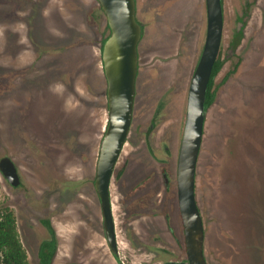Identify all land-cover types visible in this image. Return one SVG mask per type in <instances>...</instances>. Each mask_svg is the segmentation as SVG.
<instances>
[{"label":"rangeland","instance_id":"374dc122","mask_svg":"<svg viewBox=\"0 0 264 264\" xmlns=\"http://www.w3.org/2000/svg\"><path fill=\"white\" fill-rule=\"evenodd\" d=\"M95 1L36 0L42 5L39 41L46 48L66 47L39 58L31 39V0H0V156L11 155L22 177V184L13 186L0 171L1 203L17 215L29 264H40L39 246L49 237L42 223L46 216L58 235L53 264H119L104 233L94 185L108 123L98 41L103 26L94 17ZM166 4L167 14L159 18L156 0H138L146 32L134 126L147 131L150 145L167 162L152 158L148 141L131 135L125 145L111 191L126 264L186 258L177 240L185 236L178 155L207 17L204 0ZM224 9V64L215 77L216 98L208 107L197 169L205 251L210 264H264V0H224ZM240 16L247 18L243 38L227 59ZM166 94L169 102L152 129ZM142 180L154 185L151 194L144 193V200L153 199L146 207H140L143 195L137 189Z\"/></svg>","mask_w":264,"mask_h":264},{"label":"water","instance_id":"95a60500","mask_svg":"<svg viewBox=\"0 0 264 264\" xmlns=\"http://www.w3.org/2000/svg\"><path fill=\"white\" fill-rule=\"evenodd\" d=\"M97 1L110 30L102 51L107 81L108 123L100 144L94 183L101 200L104 232L109 247L113 253L119 255L111 186L134 117L143 25L138 17V0ZM206 3L205 43L189 87L177 167L178 203L184 226L186 259H167L161 264H210L205 251L204 215L197 198V169L208 112L207 92L221 52L225 16L223 0H206ZM246 20L247 18L243 17L237 21L226 53L227 59L237 51L243 38ZM0 171L13 186L21 185L19 166L11 155L0 156Z\"/></svg>","mask_w":264,"mask_h":264},{"label":"trees","instance_id":"16d2710c","mask_svg":"<svg viewBox=\"0 0 264 264\" xmlns=\"http://www.w3.org/2000/svg\"><path fill=\"white\" fill-rule=\"evenodd\" d=\"M42 5L37 6L36 0H31V39L37 46V52L39 58L54 56L61 53L66 47H62L60 49H51L46 48L39 41L37 36V24L39 20L42 19L41 16ZM94 17L97 19L99 23H102V30L99 32L100 37L98 36V41L100 42V60L103 67V59H102V51L103 44L109 34V24L107 19L103 13V10L96 0L94 5ZM33 16V17H32ZM87 18H90L88 16ZM224 64V60L219 58L215 64L212 78L209 83V88L207 92V107H209L216 98V90L214 89L215 85V77L220 72ZM106 78V77H105ZM153 201V199H143L140 202L141 205L145 206ZM139 205V204H138ZM151 205V204H150ZM149 205V206H150ZM146 207V206H145ZM144 212L135 215L134 217L141 216ZM42 223L46 226L49 231V237L45 238L40 243L39 248V263L40 264H53V260L58 251V235L56 228L52 222V220L46 216L42 219ZM181 249L186 251V246L184 241L179 238L178 239ZM0 264H29L28 260V252L23 243V240L20 235V231L18 228L17 215L14 209L9 205H4L1 203V193H0Z\"/></svg>","mask_w":264,"mask_h":264},{"label":"flooded vegetation","instance_id":"af4514ba","mask_svg":"<svg viewBox=\"0 0 264 264\" xmlns=\"http://www.w3.org/2000/svg\"><path fill=\"white\" fill-rule=\"evenodd\" d=\"M224 1V0H223ZM168 2V0H156V9H157V11H155V14L159 17V18H163V16L165 15V14H167V12L168 11H166L165 12V9L167 10V9H169V7H168V4H166ZM246 6L247 7H249V3L247 2V4H246ZM204 8H205V11H204V18H205V21H206V17H207V3H206V0H204ZM187 11H189V10H187V8H186V10H184L183 12H184V14H185V18L189 15V13L187 12ZM147 13H149L148 11H147ZM165 13V14H164ZM205 13H206V16H205ZM183 16V15H182ZM224 16H225V9H224ZM139 17V16H138ZM170 17H173V14L171 13V16ZM243 18V16H240L239 17V19H242ZM139 19H140V17H139ZM225 19H226V17H225ZM140 21H141V23H142V25H143V38H144V36H145V32H146V24L144 23V21H142L141 19H140ZM185 35L187 36V34L185 33ZM142 38V39H143ZM224 45V37H223V43H222V47H221V52H220V56H219V58H221L222 59V50H223V46ZM141 53V52H140ZM140 57H141V55H140ZM218 58V59H219ZM137 94H138V89H137ZM137 94H136V102H137ZM167 96H168V94H166V95H164V98L162 99V102L160 103V107L158 108V109H156V112L154 113L155 114V118H154V120L152 121V123H151V127L150 128H152V129H154L155 128V125H156V122H158L159 121V119H157L158 118V116L159 115H161L162 114V112H163V108L164 107H166L167 106V104H168V99H166L167 98ZM135 111H136V104H135V110H134V117H133V122H132V127H131V132H130V134H129V137H128V140H129V138H130V136L131 135H133V138H134V140H136L137 142H139V140L141 141V143H144V141L147 143V141H148V143H147V145L149 146V148H150V154L152 155V158H154L155 159V161L156 162H160V163H163V164H165L167 161L166 160H164L163 158H161L158 154H157V152L155 151V149L153 148V145H150L151 144V142H149V140H148V136H147V131H145L141 126H139V125H137L136 127L134 126V121H135ZM151 132V131H150ZM132 137V136H131ZM128 142V141H127ZM166 148H169V145L168 144H166ZM19 166V165H18ZM117 169V168H116ZM19 170H20V168H19ZM115 172H116V170H115ZM20 174H21V172H20ZM115 176V175H114ZM114 179V178H113ZM164 179H165V184H166V188H168L169 186H170V179H169V177H168V175H167V172L166 171H164ZM94 182H95V180H94ZM178 183V182H177ZM22 184V183H21ZM151 184V180H146V181H144V180H142V181H140L139 183H138V185H137V189L138 190H140V194L141 195H143V197H141V199L143 200L145 197V194L147 195V194H151L152 193V190H153V186L154 185H150ZM94 185H95V183H94ZM20 186V185H19ZM146 186H148V187H146ZM112 187V186H111ZM178 187V186H177ZM96 188V187H95ZM170 188V187H169ZM97 191V190H96ZM98 193V192H97ZM111 193H112V191H111ZM145 193V194H144ZM98 196H99V194H98ZM99 199H100V197H99ZM139 201H140V199H139ZM100 202H101V200H100ZM112 202H113V200H112ZM115 214V213H114ZM103 215V214H102ZM116 219V218H115ZM103 227H104V225H103ZM105 233V232H104ZM106 236V235H105ZM179 238H177V240H178ZM39 248H40V246H39ZM120 248V247H119ZM58 250H59V242H58ZM39 252V251H38ZM57 253H58V251H57ZM113 253V252H112ZM114 254V256H115V258L117 259V261L119 262V264L122 262V261H124V260H122V258H121V256H120V254L119 255H116L115 253H113ZM56 256H57V254L55 255V257H54V260H53V263H54V261H55V258H56ZM38 259H39V253H38ZM186 259V258H185ZM125 262V261H124ZM125 264H126V262H125Z\"/></svg>","mask_w":264,"mask_h":264},{"label":"bare ground","instance_id":"6f19581e","mask_svg":"<svg viewBox=\"0 0 264 264\" xmlns=\"http://www.w3.org/2000/svg\"><path fill=\"white\" fill-rule=\"evenodd\" d=\"M113 208H114V206H113ZM114 213H115V208H114Z\"/></svg>","mask_w":264,"mask_h":264}]
</instances>
